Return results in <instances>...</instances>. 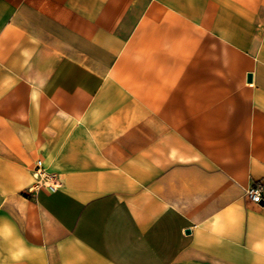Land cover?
I'll return each instance as SVG.
<instances>
[{"label":"crops","instance_id":"obj_1","mask_svg":"<svg viewBox=\"0 0 264 264\" xmlns=\"http://www.w3.org/2000/svg\"><path fill=\"white\" fill-rule=\"evenodd\" d=\"M258 183L264 0H0V220L24 264H264Z\"/></svg>","mask_w":264,"mask_h":264},{"label":"clouds","instance_id":"obj_2","mask_svg":"<svg viewBox=\"0 0 264 264\" xmlns=\"http://www.w3.org/2000/svg\"><path fill=\"white\" fill-rule=\"evenodd\" d=\"M0 241L7 245V259L11 264H24V261L30 254V248L22 236H19L13 225L0 220ZM254 254L264 253V240H257L251 246ZM0 264L6 262L0 261Z\"/></svg>","mask_w":264,"mask_h":264},{"label":"built area","instance_id":"obj_3","mask_svg":"<svg viewBox=\"0 0 264 264\" xmlns=\"http://www.w3.org/2000/svg\"><path fill=\"white\" fill-rule=\"evenodd\" d=\"M53 174L47 173L43 167L42 162L40 160H37L35 162V167L33 170V177L37 180H43L44 178H48L47 182L44 181L41 186L46 187L49 191H54L58 187V180L53 181L54 177L51 176ZM262 188L261 184H254L251 188H249L246 192V196L249 198L250 201H252L255 204H259L262 201Z\"/></svg>","mask_w":264,"mask_h":264},{"label":"rangeland","instance_id":"obj_4","mask_svg":"<svg viewBox=\"0 0 264 264\" xmlns=\"http://www.w3.org/2000/svg\"><path fill=\"white\" fill-rule=\"evenodd\" d=\"M30 168L32 169L33 166H30ZM47 173H48V172H47ZM30 175L32 176V184H31L32 187H39V186H41V184L44 183V181L47 182V180H48V178H44V179L41 180V181L35 179V178L33 177V172H31ZM51 176L54 177V180H53V181H56V180H57L56 175L53 174V175H51ZM14 181L18 182V184H19L18 188H21V187L26 183L25 177L18 178V179L14 180ZM25 192H26V190L20 191V194H19V195H21V196H23V197H24V196H27V195L25 194Z\"/></svg>","mask_w":264,"mask_h":264},{"label":"water","instance_id":"obj_5","mask_svg":"<svg viewBox=\"0 0 264 264\" xmlns=\"http://www.w3.org/2000/svg\"><path fill=\"white\" fill-rule=\"evenodd\" d=\"M250 81H251V75L248 74V75H247V82H250Z\"/></svg>","mask_w":264,"mask_h":264}]
</instances>
